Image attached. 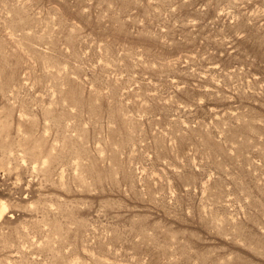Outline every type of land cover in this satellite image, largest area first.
Listing matches in <instances>:
<instances>
[{
	"label": "rangeland",
	"instance_id": "1",
	"mask_svg": "<svg viewBox=\"0 0 264 264\" xmlns=\"http://www.w3.org/2000/svg\"><path fill=\"white\" fill-rule=\"evenodd\" d=\"M0 264H264V0H0Z\"/></svg>",
	"mask_w": 264,
	"mask_h": 264
}]
</instances>
